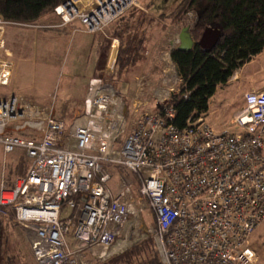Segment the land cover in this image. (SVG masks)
<instances>
[{"label": "built area", "instance_id": "2783aa9c", "mask_svg": "<svg viewBox=\"0 0 264 264\" xmlns=\"http://www.w3.org/2000/svg\"><path fill=\"white\" fill-rule=\"evenodd\" d=\"M133 7L151 14L140 0H66L54 13L57 26L78 20L73 33L93 34ZM16 24L45 26L0 14V144L5 154L21 148L29 159L24 175L2 177L0 206L13 211L37 263L106 259L130 247L138 217L146 223L143 215H152L148 230L162 264H255L252 238L264 221V89L244 93V107L230 119L236 130L216 131L207 112L178 126L170 105L182 82L171 58L178 32L157 51V71L135 75L129 95L91 77L83 110L68 125L52 107L2 92L17 65L6 37ZM112 167L120 169L115 182ZM65 206L71 211L62 215Z\"/></svg>", "mask_w": 264, "mask_h": 264}, {"label": "trees", "instance_id": "16d2710c", "mask_svg": "<svg viewBox=\"0 0 264 264\" xmlns=\"http://www.w3.org/2000/svg\"><path fill=\"white\" fill-rule=\"evenodd\" d=\"M65 1L0 0V14L9 21L33 23L38 22L48 13H54V8ZM133 14L145 15L136 7L130 8L108 25L104 32H98L108 36L113 35L110 28L114 25L115 28L117 27L116 30L120 31L117 32L120 35L121 32L127 33V39L123 47L121 46L122 49H119L115 61L114 73L111 76H103L104 80L112 81L120 90L122 83L129 82L128 73L131 67L143 59L149 43L144 35L146 26L144 31H140V25L141 22H145L144 19L131 28L130 16ZM145 16L147 23H150L148 26L152 28L162 27L161 22L188 26L192 38L196 41L190 50H181L178 47L171 50V58L176 62L182 76L180 91L170 99V105L175 110L173 121L180 127L187 123L191 115L207 112L217 86L227 82L235 70L264 51V0H179L169 12ZM213 26L221 30V36L210 51H205L198 41L203 31ZM129 89L128 93H123L129 95L133 90L131 87ZM187 90L189 96L185 98L183 93ZM126 100L128 101V97ZM54 114L67 122H71L76 117L68 121L64 115L55 112ZM22 135L33 137L37 133L23 131ZM28 167L29 163L26 160L18 162L16 167L10 170L13 176L10 182L24 175ZM111 169L113 176L120 170L118 167ZM6 212L9 215H6ZM13 215L12 210L0 206V264H5L4 221L12 223ZM93 264H162V261L153 237L147 236L126 251L107 259L94 260Z\"/></svg>", "mask_w": 264, "mask_h": 264}, {"label": "rangeland", "instance_id": "374dc122", "mask_svg": "<svg viewBox=\"0 0 264 264\" xmlns=\"http://www.w3.org/2000/svg\"><path fill=\"white\" fill-rule=\"evenodd\" d=\"M140 1L143 8H146L151 14L143 9H138L145 15L150 16L152 13L159 15L169 12L176 6L179 0ZM145 15L133 14L130 16L132 18L130 21L131 28L137 26L141 22V19H144L145 22H141L140 31H144V26L147 27H145L144 35L149 40V43L145 49L143 59L131 67L132 69L128 73L129 82L121 84L120 88L124 93H128L130 87L132 89L135 88V75L157 71V68L155 69L156 63L153 64L157 51L165 49L169 44L168 39H172L183 27L180 24L161 22L162 27L152 28L149 27L150 23H147ZM57 17L55 13L46 14L37 22L45 25L39 28L24 27L20 24L8 27L6 33L7 48L12 53L13 63L16 61L17 65L15 71L13 70L12 81L7 87H3L2 89L4 94H20L29 102L36 103L44 108L52 107L55 113H59L56 109L62 105L60 101L63 95L70 91H66L70 83H76L75 80H77L80 83L77 88L81 87L84 90L85 83L88 82L87 80L91 75L111 76L114 73L111 71L112 64L114 59H117L119 49H122V45L127 39V33L121 32L120 35L117 33L120 32L116 30L117 27L115 28L114 25H111L110 29H112L111 34L113 35L108 36L104 33H102L103 35L100 33L92 35L100 42L94 47L89 42L91 39L89 40L90 36L88 33H78L73 36L72 34L74 33L70 26L58 27L57 24L60 23V18L58 17L57 19ZM51 19H56V22H52ZM46 26L51 28H46ZM65 31L69 33H65ZM114 39L118 41H114ZM101 42L103 43L102 45ZM101 53L100 70L96 71ZM108 68L109 72L107 71ZM262 77H264V73ZM73 117L74 115H64V118L68 121ZM207 118L218 132L224 130L233 131L239 128L238 126L231 125L230 115L224 114L223 111L212 113L210 116L207 115ZM27 158L25 151L21 148L15 149L12 153L5 154L0 144V181L3 176L6 180L10 181L13 178L10 172L11 168L16 167L17 163L22 160H26L29 163V159ZM115 176L113 182L118 180ZM70 211L71 208L65 206L62 215L68 214ZM143 216L146 223H141V217H138L140 223L136 224L137 231L135 234L132 233L133 226L131 228L132 235L130 239L132 243L128 248H131L135 243L147 236H152L148 227L153 224L154 218L152 215ZM124 232L125 230H123L122 234ZM74 242L70 241L73 248L77 246V243ZM252 243L256 247L257 252L255 264H264V221L257 227L252 238ZM3 247L5 264H38L25 230L15 221H12V223L4 221ZM122 252L112 253L107 258Z\"/></svg>", "mask_w": 264, "mask_h": 264}, {"label": "crops", "instance_id": "0c3cea01", "mask_svg": "<svg viewBox=\"0 0 264 264\" xmlns=\"http://www.w3.org/2000/svg\"><path fill=\"white\" fill-rule=\"evenodd\" d=\"M51 21L56 22V19H51ZM72 26L81 27V23L80 21L75 20L72 23ZM65 33H69V32L65 31ZM78 33L83 34L84 32L78 31L72 35L75 36ZM88 35L90 36L89 40L91 39L92 41L89 42L92 43L94 47H96L97 44L100 43L99 40L98 39L96 40V38L92 36L93 35L92 33H88ZM101 61H102V53L100 55V59L97 62L96 71H98V69L100 68ZM263 73H264V51L256 55L249 62L244 64L242 67L235 70V72L228 79L227 82L223 84H219L217 86L216 92L211 97L207 115L210 116L212 113L223 111L224 114L230 115L231 118L237 110L244 107L245 105L244 93L246 91L252 88L264 89V77H262ZM93 76L94 75H91L90 77ZM75 82L76 83L69 84L66 91L67 90L70 91L67 94L65 93L63 95L60 101L62 102V105L56 109L57 111H59L60 114L77 116L83 110V104H84L86 89L88 87V82L85 83L84 90H82L81 87L77 88V86L80 85V83L77 82V80H75ZM68 240L73 241L71 236L68 237Z\"/></svg>", "mask_w": 264, "mask_h": 264}, {"label": "water", "instance_id": "95a60500", "mask_svg": "<svg viewBox=\"0 0 264 264\" xmlns=\"http://www.w3.org/2000/svg\"><path fill=\"white\" fill-rule=\"evenodd\" d=\"M221 36V30L218 27H209L203 31L198 43L202 46L205 51H210ZM180 44L178 48L181 50H190L196 43L192 38L189 27L184 26L181 28L179 33Z\"/></svg>", "mask_w": 264, "mask_h": 264}]
</instances>
